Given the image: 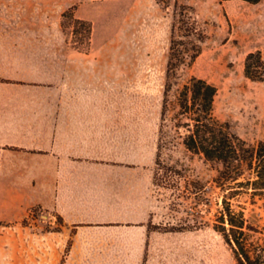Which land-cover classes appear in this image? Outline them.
<instances>
[{
  "label": "rangeland",
  "instance_id": "rangeland-1",
  "mask_svg": "<svg viewBox=\"0 0 264 264\" xmlns=\"http://www.w3.org/2000/svg\"><path fill=\"white\" fill-rule=\"evenodd\" d=\"M84 1L0 0V54L17 55L5 50L37 45L40 60L56 62L48 69L51 74H66L67 61H100L101 74L134 78L135 91L142 94L144 123L150 124V216L141 234L137 229L128 234L134 243H118L117 234L110 235L109 243L99 236L86 263L236 264L213 229L221 203L213 183L219 165L187 151L169 127L160 132L161 109L171 29L190 7L205 38L198 57L176 71L168 99L175 103L189 79H203L216 88L215 117L249 144L264 141V76L251 80L244 73L248 54L260 52L264 60V0ZM69 9L91 24L85 53L74 49L85 48L83 31L73 36L69 20L61 27V15ZM144 137L146 144V130ZM71 236L53 212L33 207L18 220L0 222V264H63Z\"/></svg>",
  "mask_w": 264,
  "mask_h": 264
},
{
  "label": "crops",
  "instance_id": "crops-1",
  "mask_svg": "<svg viewBox=\"0 0 264 264\" xmlns=\"http://www.w3.org/2000/svg\"><path fill=\"white\" fill-rule=\"evenodd\" d=\"M5 51L19 54H0V222L53 212L72 230L63 264H88L99 236L134 243L152 209L150 124L134 78L103 75L94 60L51 74L56 62L37 45Z\"/></svg>",
  "mask_w": 264,
  "mask_h": 264
},
{
  "label": "trees",
  "instance_id": "trees-1",
  "mask_svg": "<svg viewBox=\"0 0 264 264\" xmlns=\"http://www.w3.org/2000/svg\"><path fill=\"white\" fill-rule=\"evenodd\" d=\"M240 1L257 4L261 0ZM187 9L190 12L182 13L171 29L160 132L169 127L179 135L187 151L219 165L213 183L221 192V203L213 229L231 249L236 264H264V141L249 144L215 117L216 88L203 79H189L178 91L175 103L168 99L176 71L198 57L205 38L192 9ZM67 20L73 24V36L80 33L78 29L83 31L85 48L74 49L85 53L90 46V22L75 18L71 9L61 15L63 29ZM244 73L251 80L263 78L260 52L247 55Z\"/></svg>",
  "mask_w": 264,
  "mask_h": 264
}]
</instances>
